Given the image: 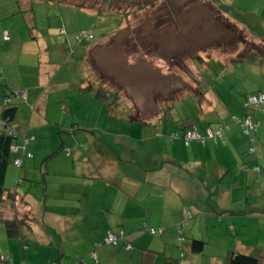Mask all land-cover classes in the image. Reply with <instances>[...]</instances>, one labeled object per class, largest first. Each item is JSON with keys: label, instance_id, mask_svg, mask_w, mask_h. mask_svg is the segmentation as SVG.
Wrapping results in <instances>:
<instances>
[{"label": "crops", "instance_id": "obj_1", "mask_svg": "<svg viewBox=\"0 0 264 264\" xmlns=\"http://www.w3.org/2000/svg\"><path fill=\"white\" fill-rule=\"evenodd\" d=\"M51 3L50 9L57 7V3ZM30 7L31 4L25 5V9ZM53 10L56 14L60 12ZM31 13L24 19L29 27L36 28ZM20 21L21 29L0 24V116L4 96L12 90H24L26 99L16 101L14 126L19 134L20 150L14 154L15 166L11 165L13 169L20 166L22 172L26 166L32 168L45 149L47 157L40 170L45 184L44 209L39 217L28 202L35 223L27 232L34 233L36 238L32 239L51 255L58 251L55 264H166L168 261L227 264L232 250L250 255L257 250L238 237L236 226L240 232H244L248 223L257 224L258 229L264 226V132L259 130L247 136L235 123L232 116L242 115L239 104L243 101L231 109L228 102L207 89L202 102L200 95L192 97L200 104L193 119H189L192 114L183 117L179 114L176 119L173 111L168 115L162 112L170 101L155 98L154 102L140 105L146 97H151V92L140 91L141 84L134 80L130 89L139 104L132 106L127 98V103L110 110L92 93L83 91L88 54L110 37L84 50L82 69L77 76H71L68 70L70 73L65 71L64 77L58 78L59 64L52 55L57 54L56 49H62L66 54L77 53L79 58L78 52L85 43L77 41L80 31L70 36L68 29L59 28L65 38L57 43L52 38L47 41L36 29L32 33L36 43L29 39V34L22 33L25 25ZM5 34H9L8 40L4 39ZM27 41L32 44H26ZM142 57L141 63H146L148 57ZM129 62L130 69L136 67L134 62ZM148 68L143 66L146 72ZM196 68L204 80L200 68ZM150 69L153 72L154 68ZM154 71L163 78L170 76L158 68ZM131 75L122 78L133 79ZM120 79L119 83L128 89L129 80L125 79L124 83ZM190 98H171V101L176 106L179 99ZM94 110L99 119L106 121V126L90 124ZM84 115L89 119L86 124L80 120ZM255 115L264 120V113ZM187 119L190 121L186 126L203 133L227 125L225 141L194 142L186 146L180 124ZM54 125L59 126L56 131ZM175 134L180 138H174ZM39 136L45 137L47 143L40 146ZM24 140L29 142L25 144ZM67 146L71 149H66ZM62 152L72 158L70 163L51 164L52 159L64 155ZM15 160H20L21 165ZM8 172L9 167L6 178ZM51 189L58 191L51 193ZM19 197L26 201V197ZM50 201L60 203L59 207H48ZM66 201L73 204L67 205ZM40 205L41 202L37 203L36 208ZM187 216L191 218L181 242L176 224ZM150 229H163V232L152 236ZM121 230L126 231L131 250L123 247L124 240L116 248L105 244L110 232ZM208 231L214 234L207 237L214 252L208 253L205 247L201 253L193 251V239L207 240ZM225 232L236 234L232 249L228 247Z\"/></svg>", "mask_w": 264, "mask_h": 264}, {"label": "rangeland", "instance_id": "obj_2", "mask_svg": "<svg viewBox=\"0 0 264 264\" xmlns=\"http://www.w3.org/2000/svg\"><path fill=\"white\" fill-rule=\"evenodd\" d=\"M73 1L83 3L89 8L95 7L101 10L104 7V9L110 7L113 12H127L129 21H126L122 28H126L127 23H130L133 28L137 29L136 33L142 30L141 34L129 37L127 30L125 28L122 29L123 31L121 30L122 32L118 34L113 44L115 47L114 52L110 51V54L100 56L98 65L101 69L108 72L109 75L121 78L120 82L125 83V79L128 81V76L132 74L130 77L133 79H130L126 84L128 89L123 84H120L123 85L124 90L122 95H127L128 100L132 102V106L139 104L136 99L137 96L135 97L130 89L131 85L134 84V80L137 84L142 85L139 86L141 87L140 91L151 92V97H146L145 101L140 103V105L144 103L146 105L148 101L154 102L155 98L163 101H167L170 98L182 99V97L196 95L199 90L205 91L206 89L200 86L202 78L196 66L200 68L204 82L209 85L211 93L215 97L221 98L225 103L228 102L227 105L231 109L236 103L243 101L247 95L255 92H264V56L256 54L251 60L233 61L234 56L237 58L242 50H245L244 52H247L248 49L252 51L255 48L264 50V0H221V4L229 8L228 22H237L246 29L249 28L255 32L245 30L241 35L237 32L239 33L238 36L234 34L235 32L233 33L231 28L228 29L223 21L218 20L217 12H221L218 8V3L210 5L208 0H169L171 7L176 9L175 18L166 11L163 4L164 0H152L154 4L152 3L149 7L140 10L135 7L148 3L150 0ZM108 1L111 3H108ZM29 4H31L30 8L32 11H30V8L25 9V5ZM51 4V2L45 0H21L20 2L17 0H0V24L16 25L21 29V21L19 23L21 19L23 25H25L22 33L29 34V39L36 43L37 39L32 35V33L35 34L34 30L36 29L47 41L52 38L57 43H60L65 38L60 35L63 32H60L59 28L68 29L71 32L70 36H73L75 31H80V34L85 30L90 31L93 38L89 42L85 40L84 48L78 52L79 58L77 53L70 51L67 55L62 49L61 51L56 49L57 54L52 55L53 61L59 64L58 78L64 77L65 71H70L71 73H69L73 77L77 76L82 69L84 50L89 45L101 43L105 38H109L117 30L120 18L111 15L99 18L95 12L91 9L88 10V8L81 10L71 7H58L57 5V7L50 6V9L48 5ZM53 8L60 10V12L57 11L58 13L56 14ZM30 12H32L31 15L33 14L32 18L35 20L34 25L36 28L29 27L26 24V19H24V16H29ZM101 13L107 12L102 10ZM162 22L164 24L158 26ZM120 35H127L126 39L128 42L122 40ZM242 38L243 41L244 39L247 41L243 43ZM32 41H27L26 44H32ZM122 41L126 44H123ZM99 47L93 48L92 52L97 53L96 51L99 50ZM25 49L28 48L25 46ZM200 52L204 61L202 60L201 63L198 62L196 64L192 56L195 57ZM144 53L148 54L147 62L143 63L142 61L141 63L140 57H146ZM209 60L212 61L206 64ZM129 61L134 62L136 67L130 69L129 66L131 64ZM145 65L149 66L146 69L147 72L143 70ZM150 68H154V70L158 68L160 72H169L170 76L163 78L158 71L153 70L152 72ZM156 72H158V75ZM123 76L127 78H122ZM119 78H116L115 82H119ZM167 85L169 87H165ZM147 87H151V89L146 90ZM179 100L172 109L176 119H178L179 114L183 117L185 114L194 116L198 113L199 105L194 102L195 100L193 101L194 103L188 100ZM80 120L86 124L89 120L88 115L81 116ZM90 124L92 126H106V121L99 119L98 112L94 110ZM109 125L113 124L109 123ZM116 125L118 124L116 123ZM176 126L179 129L178 123ZM53 127L56 128L54 129L56 131L59 126L54 125ZM114 128L118 127L114 126ZM57 137L59 138L58 132ZM38 140H40V146L46 142L45 137L41 138L39 136ZM66 149L71 148L67 146ZM44 150L40 152L36 166L32 168L26 166L23 172L22 169L18 168L20 166L13 169L12 166L14 164L13 160H11L8 165L9 172L4 183V187L7 190L26 197V201L30 203L34 213L39 217L42 216L45 204V184L43 183L42 175H40L41 166L47 157L44 155ZM62 153L64 155L52 159L51 164L58 161L69 164L72 158L66 152ZM19 181H21L20 184L18 183ZM53 191L58 190L51 189V193ZM57 193L59 194V192ZM15 202L8 199L5 201L0 200V217L13 218L18 215L27 221L30 217L33 218L32 215L28 217L29 207L23 203L22 198L19 197ZM39 202H41V205L37 209L36 205ZM66 203L67 205L73 204V202L67 201ZM59 205L60 203L54 204L53 201L48 202V207H59ZM245 220H248V218L246 217ZM256 225L254 223L249 225L248 223L243 230L244 232H240V228L236 224L238 237L243 238L251 247H257V250L253 251L252 256L259 258L261 264H264V226L258 229ZM27 231H25L24 240L10 239L7 237L5 225L0 223V251L2 255L10 258L8 262L0 261V264H55L58 258V251L51 255L50 251H46L43 245L32 239L36 238L35 234H28ZM211 234L214 235L208 231L205 237H210ZM225 234L229 242L228 247L234 248L233 241L236 238V234L232 232H225ZM202 240L206 242L205 249L207 252L213 253L214 251L209 248L211 243H208V238L207 240Z\"/></svg>", "mask_w": 264, "mask_h": 264}, {"label": "trees", "instance_id": "obj_3", "mask_svg": "<svg viewBox=\"0 0 264 264\" xmlns=\"http://www.w3.org/2000/svg\"><path fill=\"white\" fill-rule=\"evenodd\" d=\"M17 1L20 2L21 0H17ZM45 1L57 3V5L59 7H71V8H75V9H81V10L88 8V10L91 9L93 12H95V14H97L99 18H101L102 16H105V15L117 16L118 18H120L119 19V25H117L118 28L113 34L110 35L109 40L104 44L97 45V46H100L99 50L96 51L97 53L92 52V50L89 52L88 58H87V66H88L87 76H86V79L84 82L85 88H83V91L92 93L97 100H99L103 103H106L110 110L118 108L124 102L127 103V95L126 96L122 95V92H124L123 85H120L121 83H119V82H115V80H117L116 78H118V77H115L114 75H109L108 72L101 69L98 65L100 63L99 62L100 56L110 54V51L114 52L115 47L113 44L115 43L116 38L118 37V34L123 31L122 29L125 28V27L122 28L123 27L122 24L124 25V24H126V21H129L128 13L127 12H124V13L123 12L122 13L121 12H113L112 9H110V7L107 9H104L105 8L104 7L101 10L97 9L95 7L89 8V7H86L83 3L75 2L73 0H45ZM168 1L169 0H164L163 4L165 5L166 11L169 12V14L171 16H173V18H175V14H176L175 10L176 9L172 8L171 7L172 5ZM208 1H209L210 5H212L214 3H216V4L218 3V5H219L218 8L221 10V12H217L218 13L217 14L218 20L223 21L227 25L228 29L231 28V30H233V33L235 32L234 34H237V36H238L239 33L241 35L242 32H245V30L253 31V30H250L249 28L246 29L244 26L239 25L237 22H234V23L228 22L227 19H229L228 16L230 15L229 14V8L223 6L221 4V0H208ZM108 3H111V2L108 1ZM152 3L154 4V2L152 0H150V1H148V3H143L140 6H137L135 8L137 10L144 9L145 7H149ZM177 9H179V8H177ZM102 10L106 11L107 13H101ZM30 11H32L31 8H30ZM157 23H159V22H157ZM163 24L164 23L162 22V23L158 24V26L163 25ZM125 30H127L129 37H134V36L139 35V33L140 34L142 33V30H140L138 33H136L137 29L133 28L130 25V23H127ZM64 32H65V30H64ZM237 32H239V33H237ZM120 36L119 37L122 40H124L125 42L127 41V39H126L127 35H120ZM76 38H77L78 42H83L85 40L89 41L93 37H92L90 31L85 30V31H82V34H80V33L77 34ZM233 40H235V39H233ZM124 41H122L123 44L125 43ZM245 41H247V40L244 39V41H243V38H242V42L244 43ZM97 46H95V47H97ZM260 50L258 48H255L252 51H251V49H248L247 52H244L245 50H242V52H240V55L237 58H235V56H234L233 61L251 60L252 57L256 54L257 55L261 54L264 56V50L262 48H260ZM129 55H130V53H129ZM144 55L148 56L147 53L146 54L144 53ZM231 55H233V54H231ZM192 59H193L194 63H197V62L201 63L202 60L204 61V59L201 55V52L198 55H196L195 57L192 56ZM103 80H105V81H103ZM201 81H203L202 83H203L204 87H203V85H201L203 87V89L205 88L206 91H207V89H210L209 85L206 82H204V80H201ZM15 91L12 90L9 94L4 96L3 102H2L3 111H2L1 116H0V122L3 123L2 128L0 127V200L5 201L6 199H8L9 201H13L14 203H16L15 201L18 199L19 195L15 192H11V191L7 190L4 187V183H5L8 165H9L10 161L14 159L15 153L12 151V146L17 144V139L19 137V134L17 133V131L16 130H15L16 132L14 131V126H15V117H16V110H17L16 109V107H17L16 101H20L22 99L18 98L17 96L12 97L15 94ZM204 92L205 91L202 92L201 90H199V92L196 94L198 97L200 95L201 102L203 100L202 98L205 96ZM259 94H264V92H255V93L247 95L245 97V99L243 100V102L239 104L240 109L242 110V115H233L232 116L235 123L237 125H239L242 132L247 136H250L251 134L258 132L259 130H262L264 132V120L256 117V115H255L256 113H264V106L253 105L250 103V100H249L252 96L259 95ZM190 97L191 98L189 99V101L192 102L193 101L192 97H194V96L190 95ZM8 98H10V102L8 103V105H5V101ZM167 101H170L171 103L167 102L166 103L167 107H164L163 111H162L163 114H166V115L170 114L172 109L175 106L174 102L171 101V98H170V100H167ZM198 105H200V104L198 103ZM193 117L194 116H190L189 119L191 120V119H193ZM248 117L251 118L252 121L255 123L256 129L251 130L247 134V133H245V130H244V128H243V126L239 120H242V119L248 118ZM189 119L182 121L180 124L181 128L184 129V134L182 135L181 138L183 139L186 146H189L192 144L191 143V144L187 145L185 142V137H186V134L188 133L189 130H192V129L197 130L201 134L205 135L209 130L215 132L219 128L227 127L225 135L228 132V126L224 124V125H221L220 127L216 128V129H214V130L209 129L208 131L203 133L197 128H192L190 126H186L187 123H189V121H190ZM8 129L12 130L13 133L9 134ZM225 135L223 138L224 141H225ZM173 137L177 138V139L180 138V136L178 134H175ZM223 140H218V141H223ZM208 142L217 143L214 140L207 141V143ZM199 143H201V142H199ZM250 151L253 152L254 149L251 148ZM23 203L28 205V202L25 201L24 198H23ZM27 215H28V217L30 215H32L33 218L30 217L29 220L27 221L25 219L23 220L18 215L13 217V218L0 217V223H3L5 225L7 236L10 239H22V240H24L25 231L32 229V224L35 223V217L31 213V211H29V213ZM184 220H182L181 222H183ZM189 221H188V224H189ZM181 222H178L176 224V229H177L180 241L183 242V240L185 239V235L183 234V232L187 228L188 224L184 228L179 230V225L181 224ZM150 230L148 231L149 234H151ZM156 231H157V233L151 234V235L155 236L157 234H160L159 230H156ZM121 232H125V234H126V236L121 239V240L126 241V243L124 244L123 247L127 249V247L130 245L131 249H132V243L126 240L127 236H128L126 231L121 230L119 233H115V232H113V233L120 236ZM120 242L121 241H119L117 247L120 246ZM205 245H206V242H204L201 239H193V241H192V249H193V251L198 252V253H201L203 251ZM113 247L116 248V246H113ZM131 249H127V250H131ZM78 263H80V262H78ZM166 264H175V263H173V261H168ZM227 264H261V260L255 256L250 255V254L232 251L228 255Z\"/></svg>", "mask_w": 264, "mask_h": 264}, {"label": "built area", "instance_id": "obj_4", "mask_svg": "<svg viewBox=\"0 0 264 264\" xmlns=\"http://www.w3.org/2000/svg\"><path fill=\"white\" fill-rule=\"evenodd\" d=\"M4 39L8 40L9 39V34H5L4 35ZM17 96L18 98L25 100L26 99V92L24 90H18L15 91V94L12 96ZM250 103L256 106H264V94H259V95H254L252 96L250 99ZM10 102V98H8L5 101V105H8V103ZM240 123L242 124L245 133H249L251 130L256 129V125L255 123L252 121L251 118H244L242 120H239ZM3 123L0 122V127L2 128ZM9 130V129H8ZM227 130V127H223V128H219L217 131H211L209 130L205 135L201 134L200 132H198L197 130H189L188 133L186 134L185 137V142L187 145L193 143V142H201L203 144L207 143V141H212L214 140L215 142H217L218 140H223L225 132ZM14 131H15V127H14ZM16 132V131H15ZM9 134H12V130L8 131ZM34 139V138H32ZM224 141V140H223ZM29 142V140H25V144H27ZM24 146H22L21 148H23ZM20 150V146L18 144H15L12 146V151L15 152H19ZM15 163L17 165H21V161L20 160H15ZM191 218V216H187L185 218V220L183 222H181V224L179 225V230H181L182 228H184L187 224L189 219ZM151 234H155L157 233L156 229H151L150 230ZM160 233L163 232V229L159 230ZM126 236L125 232H121L120 236L116 235L113 232H110L107 237L105 238V243L107 245L110 246H118L119 241L124 238ZM127 249H131V246L129 245L127 247ZM93 257L94 259H97L96 254L93 253ZM8 257L4 256L0 253V261H7ZM78 264H82V263H78Z\"/></svg>", "mask_w": 264, "mask_h": 264}]
</instances>
